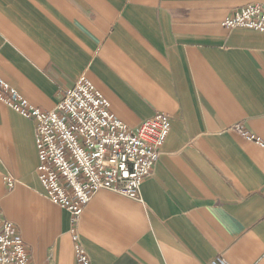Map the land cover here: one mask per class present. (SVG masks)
I'll return each mask as SVG.
<instances>
[{"label":"crops","instance_id":"obj_1","mask_svg":"<svg viewBox=\"0 0 264 264\" xmlns=\"http://www.w3.org/2000/svg\"><path fill=\"white\" fill-rule=\"evenodd\" d=\"M264 0H0V77L53 110L87 79L130 130L170 131L140 201L97 192L75 224L37 179L31 119L0 102V214L32 264H264V33L221 27Z\"/></svg>","mask_w":264,"mask_h":264},{"label":"built area","instance_id":"obj_2","mask_svg":"<svg viewBox=\"0 0 264 264\" xmlns=\"http://www.w3.org/2000/svg\"><path fill=\"white\" fill-rule=\"evenodd\" d=\"M221 27L264 33V2L244 6L225 17ZM0 102L32 120L36 175L47 200L75 224L94 194L109 191L140 201V186L151 174L170 131L166 115L155 114L130 130L109 110L108 101L84 77L65 90L53 110L44 112L0 77ZM233 131L260 146L239 126ZM77 264H91L72 230ZM0 264H32L15 226L0 214ZM215 264H227L219 258Z\"/></svg>","mask_w":264,"mask_h":264},{"label":"rangeland","instance_id":"obj_3","mask_svg":"<svg viewBox=\"0 0 264 264\" xmlns=\"http://www.w3.org/2000/svg\"><path fill=\"white\" fill-rule=\"evenodd\" d=\"M96 91H97V90H96ZM109 107H110V106H109ZM109 110H110V109H109ZM111 114H112V113H111ZM112 115H113V114H112ZM168 119H169V118H168ZM169 120H170V119H169ZM119 121H120V120H119ZM159 154H160V153H159ZM158 156H159V155H158ZM156 161H157V159H156ZM156 161H155V162H156ZM154 165H155V164H154ZM150 175H151V174H150ZM150 175H149V176H150ZM38 181H39V180H38ZM42 189H43V188H42ZM43 192H44V191H43ZM94 195H95V194H94ZM94 195H93V196H94ZM92 198H93V197H92ZM92 198H91V199H92ZM90 201H91V200H90ZM61 209H62V208H61ZM63 210H65V209H63ZM65 211H66V210H65ZM66 212H67V211H66ZM67 213H68V212H67ZM68 214H69V213H68ZM69 215H70V214H69Z\"/></svg>","mask_w":264,"mask_h":264}]
</instances>
